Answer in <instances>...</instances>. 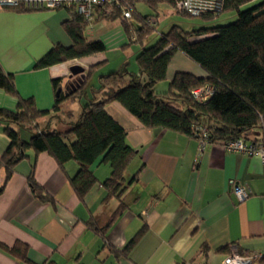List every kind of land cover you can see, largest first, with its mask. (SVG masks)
Masks as SVG:
<instances>
[{
    "label": "crops",
    "instance_id": "1",
    "mask_svg": "<svg viewBox=\"0 0 264 264\" xmlns=\"http://www.w3.org/2000/svg\"><path fill=\"white\" fill-rule=\"evenodd\" d=\"M69 19L64 9L15 13L0 8V66L14 75L20 97L33 98L39 110H50L54 102L52 80L61 79L64 89L72 79L73 66L87 75L83 95L65 101L58 113L60 122H51V127L61 131L78 118L80 102L101 97L99 77L120 71L137 74L140 50L120 25L100 34L104 25L115 22L103 20L94 23L90 33L84 32L87 39L103 43V53L35 70V62L53 46L72 45L62 27ZM198 20L183 22L184 29L210 25ZM165 21L170 28L180 26L183 19L166 4L160 5L157 33L144 46L155 42L153 36L167 31L165 26L160 29ZM177 72L205 76L198 65L176 52L166 80L157 85L159 94L166 91ZM15 107L16 99L0 90V108L13 111ZM105 110L126 131L128 144L137 151L127 175L137 172L138 177L121 198L123 210L114 215L120 203L113 198L102 202L106 190L101 183L111 171L108 164L93 166L97 183L80 201L69 183L78 170L76 162L60 168L48 153L36 155L28 150L27 158L15 166L0 193V243L11 247L21 242L32 262L52 259L57 264H220L232 250L246 256L264 252V164L257 157L226 151L219 144H207L199 152L195 138L165 129H146L116 102L106 104ZM48 120L39 119L38 126L43 127ZM20 137L28 141L30 134L21 130ZM263 137L264 131L256 129L250 140ZM8 145L0 124V157ZM31 171L55 205L34 198L27 182ZM4 177L0 168V186ZM234 184L248 193L243 202L236 199ZM0 264L21 263L0 251Z\"/></svg>",
    "mask_w": 264,
    "mask_h": 264
},
{
    "label": "trees",
    "instance_id": "2",
    "mask_svg": "<svg viewBox=\"0 0 264 264\" xmlns=\"http://www.w3.org/2000/svg\"><path fill=\"white\" fill-rule=\"evenodd\" d=\"M216 1L220 4L218 11L203 12L199 16H192L183 8L182 0H114L109 13L97 10L92 25L103 20L118 21L129 41L139 44L136 56L138 72H112L99 77L101 97L95 95L86 102H80L78 118L66 123L68 127L63 131L51 127V122H60L58 113L65 101L83 95L87 75L84 74L82 85L68 95V83L62 89L61 79L52 80L53 106L50 110H39L33 98L19 96L14 75L5 73L0 66V90L16 99L13 111L0 108L2 133L9 140L0 157V168L5 174L0 193L15 166L27 158L28 150L36 155L45 152L60 168L69 161L78 164V170L69 183L80 201L97 183L93 166L108 164L111 171L101 183L106 190L102 202L109 198L117 200L120 204L114 215L121 212L124 192L137 181V172L127 175L137 151L128 144L126 131L106 112L105 106L111 102L120 104L146 129H165L196 139L194 128L203 127L207 130L208 144L237 139L264 143V137L250 140L254 130L264 131V0ZM139 3L149 13L142 14L137 9ZM163 4L182 18L203 19L210 25L190 31L172 25L166 32H160L153 44L144 46V42L157 33L158 8ZM1 9L15 13L61 10L28 9L23 5ZM64 10L70 14V19L63 22L62 27L72 45L53 46L35 62V70L105 51L101 41L85 37L89 23L73 8L65 7ZM124 12H128L129 16L125 17ZM229 12L236 13L235 20L224 24L213 23ZM176 52L198 65L205 76L177 72L168 82L166 91L159 94L157 85L166 80L168 65ZM203 87L211 88V95L204 101H198L193 91ZM45 117L49 120L40 128L37 121ZM21 130L30 134L28 141L20 137ZM27 182L34 198L41 203L55 205L54 199L36 184L32 171ZM133 242L130 241L127 250ZM0 251L21 264H57L52 259L32 262L27 256V246L21 242L11 247L0 243Z\"/></svg>",
    "mask_w": 264,
    "mask_h": 264
},
{
    "label": "built area",
    "instance_id": "3",
    "mask_svg": "<svg viewBox=\"0 0 264 264\" xmlns=\"http://www.w3.org/2000/svg\"><path fill=\"white\" fill-rule=\"evenodd\" d=\"M114 0H0V8L23 5L28 9H45L49 11L73 8V10L85 19L89 25L87 33L92 30L97 10L105 13L110 12ZM182 7L185 8L192 16H199L203 12L218 11L220 4L216 0H182ZM128 17V12H124ZM212 89L209 87L199 88L193 91V96L198 101H204L211 95ZM195 137L198 141L199 152H202L208 144L207 130L203 127L194 128ZM226 151H232L243 154L244 156H255L264 164V143L246 141L237 139L230 142L220 143ZM233 193L239 202H243L249 196L248 193L239 185L234 184ZM220 264H264V252L258 255L246 256L240 255L232 250L226 255Z\"/></svg>",
    "mask_w": 264,
    "mask_h": 264
},
{
    "label": "rangeland",
    "instance_id": "4",
    "mask_svg": "<svg viewBox=\"0 0 264 264\" xmlns=\"http://www.w3.org/2000/svg\"><path fill=\"white\" fill-rule=\"evenodd\" d=\"M137 9L142 13V14H147V13H149V10L143 5V4H141V3H139L138 5H137ZM164 15L165 14H162V15H160V19L161 18H163L164 17ZM180 18H182V17H180ZM235 18H236V13L235 12H229V13H224V14H222L220 17H219V19L218 20H216V21H213V23H215V24H224V23H227V22H231V21H233V20H235ZM183 19V21H182V23H180V26L182 27V28H184L183 26V22L185 23H188L189 21H198V22H200V20H198L197 18L196 19H188V18H182ZM116 26H119V22L118 21H115V22H113V23H111V24H109V26H107V24L106 25H104V27L103 28H101L100 29V34H103V33H105V32H107L110 28H114V27H116ZM163 26H165V28L166 29H164V30H168L169 29V26H168V21H165L164 23H162V24H160V29L162 30V27ZM154 38H156V36H153V39ZM155 40V39H154ZM151 41H153V40H151ZM154 43V42H153ZM110 56V55H109Z\"/></svg>",
    "mask_w": 264,
    "mask_h": 264
},
{
    "label": "water",
    "instance_id": "5",
    "mask_svg": "<svg viewBox=\"0 0 264 264\" xmlns=\"http://www.w3.org/2000/svg\"><path fill=\"white\" fill-rule=\"evenodd\" d=\"M70 71H71V76L74 78L72 79V81L68 83L69 86L68 88H70L69 93L71 94L72 92L76 91L80 87V85H82L85 75L83 73V69L80 68L79 66L71 67Z\"/></svg>",
    "mask_w": 264,
    "mask_h": 264
},
{
    "label": "flooded vegetation",
    "instance_id": "6",
    "mask_svg": "<svg viewBox=\"0 0 264 264\" xmlns=\"http://www.w3.org/2000/svg\"><path fill=\"white\" fill-rule=\"evenodd\" d=\"M72 79H74V78L72 77ZM72 79H71L70 81H72ZM70 81H69V82H70ZM69 82H68V83H69Z\"/></svg>",
    "mask_w": 264,
    "mask_h": 264
}]
</instances>
